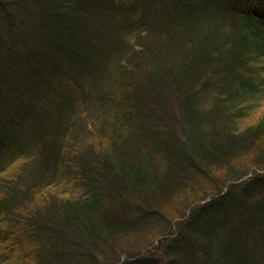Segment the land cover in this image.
<instances>
[{"label": "trees", "instance_id": "obj_1", "mask_svg": "<svg viewBox=\"0 0 264 264\" xmlns=\"http://www.w3.org/2000/svg\"><path fill=\"white\" fill-rule=\"evenodd\" d=\"M262 250L264 0H0V264Z\"/></svg>", "mask_w": 264, "mask_h": 264}, {"label": "rangeland", "instance_id": "obj_2", "mask_svg": "<svg viewBox=\"0 0 264 264\" xmlns=\"http://www.w3.org/2000/svg\"><path fill=\"white\" fill-rule=\"evenodd\" d=\"M172 100V105L174 106L173 108H171L173 111H171L173 114H177V102H175L174 103V101H173V99H171ZM172 113H168L167 114V116L169 115L170 117H172L173 116V114ZM168 116V117H169ZM169 117V118H170ZM161 122V121H160ZM93 133V132H92ZM91 140H93V138L91 137V134L90 135H85L84 136V139H82V140H80L79 141V143H82V144H90L91 143ZM144 150L142 151V153H141V155H140V157H142L143 155H145V156H148V154L150 153L148 150H149V148H148V145L146 146V143L144 142ZM223 175H222V171H220L218 174H217V176H216V178H215V180H217L218 181V179L219 178H221ZM186 181H188L187 182V184L189 185V183L190 182H192V181H190L189 180V177L187 178V180ZM217 183L218 182H216V185H215V187H217ZM210 184H213L212 183V181H211V183ZM219 184V183H218ZM187 185V186H188ZM187 186H184V187H182L183 188V190H182V192H183V195H185L186 197L189 195V189H190V187H187ZM219 186V185H218ZM206 189H211V186H209V185H205L204 186ZM208 187H210V188H208ZM219 188V187H218ZM174 192H177V190L176 191H174ZM173 193V192H172ZM171 193V194H172ZM169 198V197H168ZM114 199V198H113ZM170 201H169V203L165 206L166 207V209L167 210H165V208H164V205L161 207V206H159L160 204H162L163 202H165L167 199H165V200H163V201H160V202H156L157 200H155L154 202H152V203H156L157 204V207H159V209L161 210V212H167L168 213V215L166 216V217H169L170 216V218L171 219H173L174 220V218H177L178 216H179V212H177L178 211V203H179V200L180 199H177L174 195L173 196H171L170 198ZM115 201H116V199H114ZM131 200V199H130ZM209 200V199H208ZM158 203H159V205H158ZM186 203H184V204H181V205H185ZM110 207L112 208V209H114V207H115V203H110ZM194 207V206H193ZM193 207H191V208H193ZM191 208L189 209V211H188V213H187V215H189L190 213H191ZM184 210V209H183ZM175 222H176V220H174ZM173 230H175L176 232L178 231L177 230V228H176V225H175V227H174V229ZM135 234V233H134ZM133 234V235H134ZM151 250L153 249V247H151L150 248ZM263 251V253H264V250H262ZM165 252V251H164ZM144 253H146V251L145 252H143V254ZM123 259V258H122Z\"/></svg>", "mask_w": 264, "mask_h": 264}]
</instances>
